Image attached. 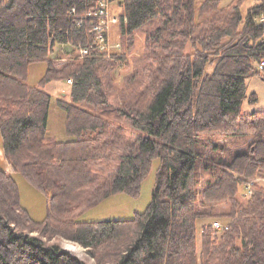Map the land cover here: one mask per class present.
I'll list each match as a JSON object with an SVG mask.
<instances>
[{"label": "trees", "instance_id": "16d2710c", "mask_svg": "<svg viewBox=\"0 0 264 264\" xmlns=\"http://www.w3.org/2000/svg\"><path fill=\"white\" fill-rule=\"evenodd\" d=\"M100 1L0 0L3 152L50 203L35 219L16 177L0 167V264H87L50 242L59 236L85 247L95 264H264V109L242 110L258 101L247 79H264V0H118L123 49L112 58L94 46ZM141 30L156 66L119 109L150 135L131 139L99 110L109 104L104 70L126 59ZM57 44L91 51L56 68ZM39 61L47 69L33 85L25 77ZM68 78L70 99L57 103L69 138L59 140L47 136L52 97L44 87ZM115 156L114 173L94 176L95 164ZM155 161L144 211L83 219L110 197L138 196ZM205 219L212 221L202 224L199 248Z\"/></svg>", "mask_w": 264, "mask_h": 264}, {"label": "rangeland", "instance_id": "374dc122", "mask_svg": "<svg viewBox=\"0 0 264 264\" xmlns=\"http://www.w3.org/2000/svg\"><path fill=\"white\" fill-rule=\"evenodd\" d=\"M230 0H223V4H227ZM118 2H113L109 8L111 19L117 18V21L110 22L109 36L112 43L120 42L122 47V39L118 30V22L121 9ZM145 30V29H144ZM144 30L138 31L129 41L127 56L125 60H121L113 66H109L104 70V86L109 95V104L104 105L99 111L106 115L111 121L117 125L125 127L126 134L131 139L138 136L150 135L147 131L136 128L132 125L130 118L120 112V106L123 99H131L139 93L149 82L150 75L155 68V62L152 58L154 51L147 43ZM123 49V48H122ZM55 56V55H54ZM76 57H84L80 54V50H73L71 53L56 50V57H53V64L56 68H62L64 64ZM212 67H209L211 69ZM47 69L45 61L34 62L29 66L25 79L33 85H36L43 77ZM263 71V69H262ZM248 94L256 93L258 101L250 103L247 99L243 103V113H251L254 110L264 109V79L260 76H252L247 79ZM44 89L51 95V107L49 113L47 136L56 139L65 140L69 138L65 128V111L57 103L58 98L64 97L70 99V85L66 84L64 79H56L49 82ZM0 138L2 139L1 131ZM254 138L251 137L250 141ZM1 142V141H0ZM243 147L245 142L243 139L236 142ZM240 146V147H241ZM239 147V148H240ZM119 158L115 156L113 159H105L93 166V174L100 180L107 179L116 169ZM3 165V162H1ZM157 161H155L148 175L143 179L141 193L138 196L128 194H119L103 201L99 206L91 209L82 215L83 219L103 220V219H130L137 212L146 209L152 198V189L155 182V171ZM21 193L22 206L27 208L30 214L37 220H41L49 209V197L32 186L22 175H16ZM264 185V179H258ZM212 220L205 219L198 221V245L201 248L202 240V224L210 223ZM38 233V232H33ZM51 243H59L62 248L72 255L84 260L87 264H95L94 259L89 255L88 251L81 244L61 236L53 238Z\"/></svg>", "mask_w": 264, "mask_h": 264}, {"label": "built area", "instance_id": "2783aa9c", "mask_svg": "<svg viewBox=\"0 0 264 264\" xmlns=\"http://www.w3.org/2000/svg\"><path fill=\"white\" fill-rule=\"evenodd\" d=\"M118 0H101L98 6V10L95 11V15H97L98 21L93 25V31L96 32V38L94 42V46H98L99 52L104 54L107 58H112L113 53L116 51H121L122 45L120 42L112 43L109 36L110 22L117 21V18L111 19V15L109 14L110 5L113 2H117ZM264 19V18H263ZM111 20V21H110ZM77 49L80 50V54L82 56H86L90 53V47L78 46ZM264 68V60L260 63V69ZM67 84L73 83L72 78H68L66 80ZM213 226L217 229H221L222 223L218 220L213 221Z\"/></svg>", "mask_w": 264, "mask_h": 264}, {"label": "crops", "instance_id": "0c3cea01", "mask_svg": "<svg viewBox=\"0 0 264 264\" xmlns=\"http://www.w3.org/2000/svg\"><path fill=\"white\" fill-rule=\"evenodd\" d=\"M59 49H61V51H64L65 53H67V52L71 53L73 51L72 46L69 44H57L54 47L52 53L50 54V59L53 60V57H56V50H59ZM64 81L66 83V80H64ZM0 141H1L0 142V167H3L8 173L13 174L16 177V175H19V172L6 159L4 152H3V138L2 139L0 138ZM1 162H3V165H1ZM260 183H261V181H260Z\"/></svg>", "mask_w": 264, "mask_h": 264}]
</instances>
